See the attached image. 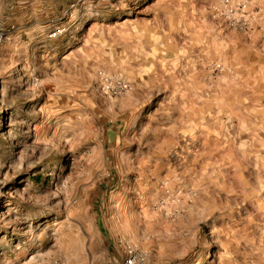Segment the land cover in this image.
<instances>
[{
    "label": "rangeland",
    "instance_id": "obj_1",
    "mask_svg": "<svg viewBox=\"0 0 264 264\" xmlns=\"http://www.w3.org/2000/svg\"><path fill=\"white\" fill-rule=\"evenodd\" d=\"M129 253L264 264V0H0V264Z\"/></svg>",
    "mask_w": 264,
    "mask_h": 264
},
{
    "label": "built area",
    "instance_id": "obj_2",
    "mask_svg": "<svg viewBox=\"0 0 264 264\" xmlns=\"http://www.w3.org/2000/svg\"><path fill=\"white\" fill-rule=\"evenodd\" d=\"M115 86L117 89L116 93H119L120 91L126 89L127 84L122 79H117L115 81ZM136 258H138L137 254L129 253L125 259V262L126 264H133Z\"/></svg>",
    "mask_w": 264,
    "mask_h": 264
}]
</instances>
